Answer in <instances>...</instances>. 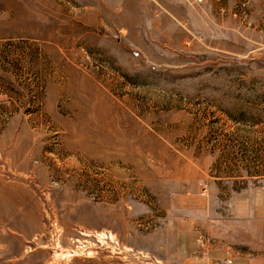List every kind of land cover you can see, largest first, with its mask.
<instances>
[{"label": "rangeland", "instance_id": "374dc122", "mask_svg": "<svg viewBox=\"0 0 264 264\" xmlns=\"http://www.w3.org/2000/svg\"><path fill=\"white\" fill-rule=\"evenodd\" d=\"M208 3L0 0V264H185L264 190V0Z\"/></svg>", "mask_w": 264, "mask_h": 264}, {"label": "crops", "instance_id": "0c3cea01", "mask_svg": "<svg viewBox=\"0 0 264 264\" xmlns=\"http://www.w3.org/2000/svg\"><path fill=\"white\" fill-rule=\"evenodd\" d=\"M231 1L208 0L214 27L220 24L217 21H226L224 17ZM192 199L186 200L193 202ZM182 211L188 216L202 213L191 209ZM207 229L191 226L177 230L175 246L185 258V264H264V190L237 195L225 223H214ZM242 248L247 251L240 252Z\"/></svg>", "mask_w": 264, "mask_h": 264}, {"label": "built area", "instance_id": "2783aa9c", "mask_svg": "<svg viewBox=\"0 0 264 264\" xmlns=\"http://www.w3.org/2000/svg\"><path fill=\"white\" fill-rule=\"evenodd\" d=\"M197 1H200V0H197Z\"/></svg>", "mask_w": 264, "mask_h": 264}]
</instances>
